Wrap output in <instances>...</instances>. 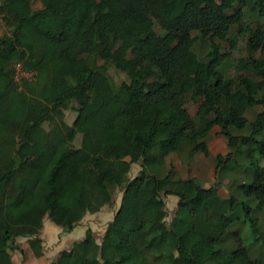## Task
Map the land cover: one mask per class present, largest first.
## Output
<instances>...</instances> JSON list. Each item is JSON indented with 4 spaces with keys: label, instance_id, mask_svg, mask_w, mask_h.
I'll use <instances>...</instances> for the list:
<instances>
[{
    "label": "trees",
    "instance_id": "16d2710c",
    "mask_svg": "<svg viewBox=\"0 0 264 264\" xmlns=\"http://www.w3.org/2000/svg\"><path fill=\"white\" fill-rule=\"evenodd\" d=\"M0 19V264H19L9 253L17 237L40 256L44 217L69 232L112 202L109 171L84 181L56 148L17 156L27 138L44 136L51 106L86 89L98 104L83 122L103 130L154 108L176 118L136 139L140 167L122 183L115 232L97 241L88 228L47 264H264V0H0ZM239 35L246 54L232 56ZM16 63L30 79H14ZM213 126L226 141L212 161L228 194L217 180L173 179L171 165L159 173L170 153L208 155ZM131 162L113 161L120 176ZM164 195L176 197L168 223Z\"/></svg>",
    "mask_w": 264,
    "mask_h": 264
},
{
    "label": "rangeland",
    "instance_id": "374dc122",
    "mask_svg": "<svg viewBox=\"0 0 264 264\" xmlns=\"http://www.w3.org/2000/svg\"><path fill=\"white\" fill-rule=\"evenodd\" d=\"M39 6L38 2L32 5L33 8H38ZM1 31L2 27H0ZM216 32H219V29ZM243 39L244 37L241 35L237 36V49L231 51L232 56L239 54L245 56ZM221 44L223 45L224 43L221 42ZM261 48V43L254 42L253 53L255 55L258 54ZM107 72L115 80L120 78L111 68ZM228 73L232 74V71L229 70ZM97 104L98 99L91 90L87 89L75 93L72 97L64 96L60 98L55 105L46 111L39 123L44 131V136L41 138H27L18 146L17 156L18 158L33 157L41 151L56 148L59 154H65L69 158L73 170L84 181H98L104 172H111L115 180L111 204L103 205L98 211L86 214L83 221L79 224L77 223L70 232L62 231L60 227L52 224L44 217L39 231V235L42 238L40 256L37 259L32 257L31 249L26 241L27 238L17 237L15 245L22 249V253L18 251V248L10 250L12 262L19 264H47L56 258L59 251L68 250V246L71 245L72 241L80 240L88 228L92 231L97 241L103 235L114 233L115 230L110 226V221L119 203L122 183H124L125 179L134 182V176L140 167V159L134 149L136 139L145 140L148 130L152 127L160 126L165 129H171L176 118L175 112L171 109L154 108L144 113L137 120L121 118L117 129L103 130L83 122V116L96 108ZM185 107L188 114L192 116L196 110V104L190 101ZM206 142L209 151L208 155L205 156L196 152L192 156H188L185 150L178 153H170L164 158V164L159 169V173L164 174L169 165H171L174 170L173 179L195 175L204 186L212 185L217 180V191L220 195L225 196L232 189L227 187L228 181L226 177H222L218 173L215 174L212 161L214 155L227 152L226 141L220 134L218 126L211 128L206 137ZM117 159L132 160L125 176H120L114 166L113 161ZM260 163L264 166V160H261ZM229 176L240 178V174L234 168L229 172ZM161 185L162 182L158 180L157 186L161 187ZM163 200L166 210L165 221L168 223L175 209L176 197L164 195ZM256 214L261 223L259 227L264 233V209L258 210ZM51 226L53 228L49 229ZM83 227H85V230ZM247 229L246 225V232ZM49 236L51 237L48 240Z\"/></svg>",
    "mask_w": 264,
    "mask_h": 264
},
{
    "label": "built area",
    "instance_id": "2783aa9c",
    "mask_svg": "<svg viewBox=\"0 0 264 264\" xmlns=\"http://www.w3.org/2000/svg\"><path fill=\"white\" fill-rule=\"evenodd\" d=\"M0 23H1V19H0ZM0 27H2V26L0 25ZM30 75H31L30 72L24 71L21 68L20 63H16L14 65V79L15 80L19 81L22 78H27L28 79L30 77Z\"/></svg>",
    "mask_w": 264,
    "mask_h": 264
},
{
    "label": "crops",
    "instance_id": "0c3cea01",
    "mask_svg": "<svg viewBox=\"0 0 264 264\" xmlns=\"http://www.w3.org/2000/svg\"><path fill=\"white\" fill-rule=\"evenodd\" d=\"M175 202H176V201H175ZM86 214H88V213H85V214L83 215V217L79 220L78 224L81 223V222L83 221V219H84V217L86 216ZM46 226L48 227V225H46ZM53 226H54V225H53ZM53 226H51L49 229H52ZM73 228H74V227H73ZM73 228H72V229H73ZM83 228H84V230H85V227H83ZM69 232H70V231H69ZM68 234H69V233H68ZM50 237H51V236H49V238H47V239L49 240ZM40 238H41V236H40ZM41 239H42V238H41ZM72 242H73V241H72ZM72 242H71V243H72ZM41 243H42V242H41ZM71 243H70V244H71ZM68 247H70V246H68ZM65 249H66V248H65ZM25 253H26V255H28L27 252H25ZM31 256H32V255H31ZM32 257H34V256H32ZM34 258L37 259L38 257H37V258L34 257Z\"/></svg>",
    "mask_w": 264,
    "mask_h": 264
},
{
    "label": "clouds",
    "instance_id": "9594fccd",
    "mask_svg": "<svg viewBox=\"0 0 264 264\" xmlns=\"http://www.w3.org/2000/svg\"><path fill=\"white\" fill-rule=\"evenodd\" d=\"M119 198H120V196H119ZM118 206V205H117Z\"/></svg>",
    "mask_w": 264,
    "mask_h": 264
}]
</instances>
